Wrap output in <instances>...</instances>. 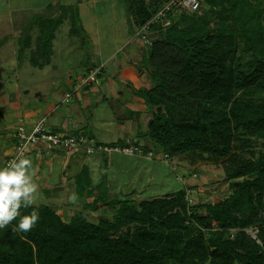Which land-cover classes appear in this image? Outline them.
Masks as SVG:
<instances>
[{"label":"trees","instance_id":"16d2710c","mask_svg":"<svg viewBox=\"0 0 264 264\" xmlns=\"http://www.w3.org/2000/svg\"><path fill=\"white\" fill-rule=\"evenodd\" d=\"M125 1L135 31L169 0ZM197 15L181 13L147 46L141 62L152 87L136 91L151 115L145 135L163 157L201 153L235 162L238 150L264 138V25L220 21L186 35L181 23ZM226 177L232 195L203 214L189 211L186 189L138 201L102 194L84 204L87 212L114 210L98 223L86 215L66 222L44 204L22 207L21 216L37 210L39 222L27 233L13 231L19 217L0 229V264H264V148L240 157Z\"/></svg>","mask_w":264,"mask_h":264},{"label":"rangeland","instance_id":"374dc122","mask_svg":"<svg viewBox=\"0 0 264 264\" xmlns=\"http://www.w3.org/2000/svg\"><path fill=\"white\" fill-rule=\"evenodd\" d=\"M41 1L0 0V20L4 23L7 20L9 22V28L13 27V23L18 22L17 24L24 29V33L20 38L21 43L27 36L28 32L26 33V31L28 27L31 26L34 29H39V35L42 40L39 39L38 41H40L39 44L43 42L42 46H44L45 53L36 55V60H40L43 63L50 56L49 53H53L51 67L55 66L56 69H51L50 74L48 72L32 70L28 65H25L26 70H30V72L25 70L15 71L17 65L10 64L7 66L5 64V70L0 68V90L6 89V91H10L8 94L16 98L19 96L22 102L16 100V104L25 107L27 105L26 103H30V105L37 106L38 109L40 108L44 111L46 123L54 132L64 135H77L82 132L85 134L86 132L90 133L91 131L95 135L91 134V137L97 140L99 136L101 137L103 135L107 139L112 140L111 142L115 141V139H118L117 132L122 128V125L125 122L130 123L129 116L131 114H129V111L135 110L133 109L135 105L132 101H129L127 96H106L104 102L100 97H91L88 104L89 107L82 105L80 91L76 93L77 95L72 98L70 103H66L65 98L67 94L73 91V87L71 88L69 83H67L68 80H74L76 82L81 76L88 73L87 69L100 65L98 61L94 62L92 59L94 45L89 39V33L94 36L96 32L102 45L107 50L113 51L119 49L117 56L123 58L127 66L134 57L133 54L136 53L137 56L140 54L141 61L148 54V47L144 45L141 51L140 44L142 42L140 39H136L134 35L135 31L129 23L126 1L95 0L93 6L86 7V14L82 16L80 13L82 8L79 4L82 2H87L88 4L90 0H58L57 6L53 1L45 0L44 2H48L46 5L52 4V7L48 8L52 12L46 17L44 16L46 8L39 4ZM258 9L263 10L260 16H258ZM216 12L219 15L221 14L222 20L215 16ZM247 18L251 19L255 24L260 21L264 25V0L208 1L205 3L200 14L195 18L187 19L180 26L186 35L199 36L204 32L212 30L214 24L219 26L221 24L220 21L223 24L229 25L238 23V20H246ZM58 20H62V24H59L57 28L55 34L56 39L53 42L54 47L52 49L49 47V37L52 34L51 31H53V28L58 24ZM84 25L89 27L88 34L84 29ZM7 31L10 30L7 29ZM160 37L159 34L153 35V40ZM2 39L3 37L0 36V42ZM131 40L132 44L128 45ZM31 50L29 49V52ZM27 55L29 57V54ZM3 57H8L5 62L11 63L18 55ZM142 64L141 62L136 66L140 70H143L141 67L146 70V67L142 66ZM18 74L20 75L19 77ZM33 74L36 76L33 77ZM22 75L25 76L22 78ZM7 84H10L11 87L8 88ZM126 84L128 82H125ZM24 90H29L30 94L25 96ZM101 90L104 92L105 87H102ZM99 101L100 103L103 102V105L100 104L97 107L96 103ZM77 104L81 106L80 110L82 114L78 120L76 115L72 114L70 120L73 124L78 121L82 122V124L78 131L73 132L70 129H64L62 125L68 116L67 110L71 111ZM104 104L107 107L106 112L104 111ZM91 111L94 112L96 118L100 117V119H94L96 121L90 120ZM150 118L151 115L147 112L143 115L141 121H139L141 132L145 134L147 132V122ZM42 119L44 118L42 117ZM16 123L15 121L14 125ZM55 126L58 128H55ZM96 134L99 136L97 137ZM254 140L252 141L254 143L251 148L237 151V154L241 158L252 157V154L257 157L260 150L264 148V138ZM115 144L118 143H109L107 145L112 146ZM146 146L148 149H151L148 151L153 152L154 156L118 154V157L124 156L136 162V166L134 168L132 167V169L130 168L132 173L130 176L129 173L117 176L118 170L111 169L112 165H107L105 160L103 164L101 163L102 168L93 167V172L90 174H92L91 176L95 183H101V187H98L95 191H105V185L108 184V186L112 187L111 193L118 195V199L138 201L159 198L166 194L186 189V200L189 211L199 212L201 214L204 213V208L207 204L220 202L232 195L233 190L230 188V182L227 180L226 170L235 165L236 161L240 158L239 156L235 162L231 157L215 158L201 153H188L185 155H177L176 157L164 158L158 147L153 144L150 145L149 143ZM88 156L94 155L73 152L70 157L78 158L79 162L82 163ZM100 157L103 158V156ZM107 157L109 156L106 155L104 159ZM110 158H114L113 161H115V155L110 156ZM105 166L108 167L106 168ZM52 167L54 169L52 177L61 178L62 167L56 162ZM134 173H137V176ZM33 182L38 186L36 180H33ZM133 190H137L135 196ZM56 197L57 195L45 193L40 190L38 186V198L34 204L53 206V202H56ZM61 202L59 203L65 208V205ZM72 209V216L86 215L85 217L92 223H98L100 217L105 214L112 216L114 213L112 212L114 210L110 208H101L98 212H87L85 206ZM64 219L66 222L71 221V217H65ZM133 227L134 225L123 227L118 233H113L112 236H118L120 233L131 231ZM256 232L255 229L249 231L252 236H255Z\"/></svg>","mask_w":264,"mask_h":264},{"label":"crops","instance_id":"0c3cea01","mask_svg":"<svg viewBox=\"0 0 264 264\" xmlns=\"http://www.w3.org/2000/svg\"><path fill=\"white\" fill-rule=\"evenodd\" d=\"M44 1L45 0H42L39 4H41V6L46 8L44 14V16L46 17L50 14V12H52L48 10V8L52 7V4L46 5V3L48 2H44ZM50 1H53V3L56 4L57 6L58 0H50ZM94 1L95 0H90L88 4L87 2H82L79 4L82 8V10L80 11L82 16L86 14V10H85L86 7L93 6ZM17 23H13L14 24L13 27L9 28V22H7V20H5V23L2 20H0V36L3 37V39L0 42V59L2 57V59L0 60L1 61L0 68L2 70H5L6 65L8 66L12 64V65H17V69H15V71L25 70L30 72V70H26L25 65H28L30 68H32V70H39L48 73H50L51 69H56L55 66L51 67L52 66L51 57L53 53H49L50 56L47 59H45L44 60L45 62L43 63H41L40 60H36L35 57L36 55L45 53L44 46H42L43 42L39 44L40 41H38L39 39L42 40V38L39 35L40 30L34 29V27L31 26L28 27L26 31V33L28 32L27 36L25 40L23 39V42L21 43L20 38L24 33V29L21 28L20 25ZM60 24H62V22ZM84 26H85L84 29L88 34L89 27L87 25ZM58 27L59 24L53 28V31H51L52 34L49 37L50 38L49 47L52 49L54 47L53 42L56 39L55 34ZM7 29H9L10 31H7ZM41 29L43 28L41 27ZM88 36L94 45L93 58H92L93 61L94 62L98 61L99 64H105L106 70L103 76L98 80V82L89 85L80 91L79 94L81 97L80 101H82V105L84 107H89L88 104L89 101L91 100V97L93 98L100 97L104 102L106 96L109 97L127 96L129 101H132L133 104L135 105V107L133 108L135 110L129 111V114H131L129 116L130 123L125 122V124L122 125V128L119 129V131L117 132L118 139H115V141L111 142L112 140L107 139L103 135L101 137L97 135L99 134L97 132L96 135L97 137L99 136L98 137L99 139L97 140L95 138V140L103 144L116 143V142L120 144H124L126 143V141L129 140L142 147L145 150V152H148V150L151 149H148L146 144L149 143L150 145H152L153 143L150 140V138L145 135V133L141 132L140 123H139L143 115L147 113V108L144 99L140 98L136 94V91L151 88L152 81L150 79L147 70H145L143 67H141V69L143 70H140V68L136 66L138 63L139 64L141 63L140 54L138 56L136 55V53L133 54L134 57L131 59V61L127 66L123 58L117 56L119 54L118 52L119 49H115L113 51L107 50L105 46L102 45L101 40L96 32L94 33V36L91 33H89ZM130 44H132V40L128 45ZM140 45L142 51L143 50L142 46L144 44L141 43ZM29 49L32 50L29 52ZM16 54L18 55V57L16 59H13L12 62L10 61L11 63L5 62L8 57L4 58L3 56H12V55L15 56ZM27 54H29V57ZM96 67L98 66H93L92 68L87 70L89 72ZM19 76L20 75L18 74V77ZM24 76L25 75H22L21 77L23 78ZM35 76L36 75L33 74V77ZM76 82L74 80L67 81V83H69L71 88L74 87V84ZM125 82H128V84L125 85ZM7 87L9 88L11 87V85L7 84ZM102 87H105L104 90L105 93L101 90ZM9 92L10 91H6V89L0 90V169H2L4 161L9 157V155L14 150L16 144L15 134L18 127L24 125L27 128H31L34 124L39 122L42 119V117L46 118L44 111H42L40 108L39 110L37 106H32L30 105V103H26L27 105L25 107L23 105L16 104L15 103L16 100L22 102L21 98L19 96L16 98L8 94ZM24 94L25 96H28L30 94L29 90H24ZM102 103H100L99 101L96 103V106L98 107V105ZM80 109L81 106H78L77 104V106H75V108L72 109L71 111L67 110L68 116L62 125L64 129H70L73 132L79 130V127L81 126L82 122L78 121L75 122V124H73L70 120V117L72 116V114L76 115V118L78 120V118H80V115L82 114ZM104 109H105L104 111L106 112L107 107L105 104H104ZM89 118L90 120L93 121H96L94 119H98V118L100 119V117L96 118L94 112L92 111L90 112ZM15 121L17 123L14 125ZM55 128L58 127L55 126ZM86 134L92 136L91 134L93 133L90 131V133L86 132ZM70 156H71L70 153H66L63 151L54 152L51 155L42 151L39 157L38 156L36 157L34 154L33 155L31 154L30 156L31 158L33 157L32 163H33V168L35 170L33 180L37 181L40 190L44 191L45 193L57 195V197L55 198L56 202L55 203L53 202L54 205L53 206L48 205V206L55 209L57 213L61 215L64 221H66L64 219L65 217L66 218L71 217L72 219L74 216H76V215L72 216V210H73L72 208L83 207L84 204L91 202L92 200H94V198L100 197L102 194H106L109 200L118 197V195H115V193L114 194L111 193L112 187L108 186V184L105 185V191H100V192L95 191L98 187H101V183L99 184L94 182L91 176L92 174H90L91 172H93L92 171L93 167L102 168L101 163L103 164L104 163L103 161L105 160L107 165H112L111 169L118 170L117 176L126 173H129L130 176V174H132L131 173L132 167L134 168V166H136V162L134 160L126 158L124 156L118 157V155H115V161H113L114 158L107 157L106 159H104L105 157L104 155L96 154L94 156H88L87 159L83 160L82 163L79 162L78 158H71ZM100 156H103V158ZM90 159H92L91 160L92 162L90 161ZM55 162L62 167V172L60 174L61 178L52 177L54 170L52 166L55 164ZM105 167L107 168L108 166ZM134 174L137 176V173ZM133 192H135L134 193L135 196L137 190H133ZM73 193H75L78 197L76 203L69 202V196L72 195ZM65 199H67V201H65ZM61 201L65 205V208L62 207L61 204L59 203Z\"/></svg>","mask_w":264,"mask_h":264},{"label":"built area","instance_id":"2783aa9c","mask_svg":"<svg viewBox=\"0 0 264 264\" xmlns=\"http://www.w3.org/2000/svg\"><path fill=\"white\" fill-rule=\"evenodd\" d=\"M201 12V0H169L159 11L144 25L136 28L135 37L140 39L145 46L151 45L153 35H157V30L170 27L173 21L181 14H199ZM105 64L89 71L81 76L74 84L73 91L66 95L65 102L70 103L74 95L85 87L98 82L105 73ZM16 144L13 152L4 161L2 169L18 155L23 154L24 158H31V154L40 156L42 151L51 155L54 152L77 153L82 152L85 155H104L114 156L124 155H147L154 156L153 152L145 150L132 141H126L124 144H115L109 146L97 142L95 138L85 133L77 135H64L54 132L46 123V118L34 124L31 128L24 125L18 127L16 134ZM164 158H168L164 156Z\"/></svg>","mask_w":264,"mask_h":264},{"label":"clouds","instance_id":"9594fccd","mask_svg":"<svg viewBox=\"0 0 264 264\" xmlns=\"http://www.w3.org/2000/svg\"><path fill=\"white\" fill-rule=\"evenodd\" d=\"M34 174L31 159L24 158L23 154L0 169V229L19 217V223L13 231L27 233L39 222L40 215L35 209L28 215L20 214L22 207L33 205L38 198V186L33 182ZM77 200L75 193L69 196L70 203H76Z\"/></svg>","mask_w":264,"mask_h":264},{"label":"water","instance_id":"95a60500","mask_svg":"<svg viewBox=\"0 0 264 264\" xmlns=\"http://www.w3.org/2000/svg\"><path fill=\"white\" fill-rule=\"evenodd\" d=\"M254 238H256V236H253Z\"/></svg>","mask_w":264,"mask_h":264}]
</instances>
